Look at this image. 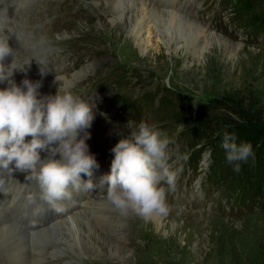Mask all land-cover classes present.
<instances>
[{"label":"rangeland","instance_id":"obj_1","mask_svg":"<svg viewBox=\"0 0 264 264\" xmlns=\"http://www.w3.org/2000/svg\"><path fill=\"white\" fill-rule=\"evenodd\" d=\"M3 1L0 22L6 21L2 17L5 10L17 3ZM237 1L177 0L187 18L226 41H213L194 53L185 47L176 52L167 50L151 31L143 50L137 44L139 36L135 38L131 31V14L113 16L107 11V0H30L18 8L19 25L29 31L27 36L33 37L34 32V40L43 39L44 47H37L41 54L45 50V57L40 54L43 59L38 62L48 64V74L36 75L27 69V79L43 86L38 90L40 96L55 95L53 89L72 90L86 103L100 104L99 118L119 120L121 127L108 134L103 144L89 150L113 153L119 139L130 137L144 122L170 140L168 162L173 170L179 169L174 191L161 182L170 212L159 217L160 224L129 211L122 215L123 226L115 234L110 251L106 245L96 251L90 243L66 244L62 255L72 257L73 264H264V182L256 187L249 173V195L244 203L234 201L228 181L234 166L226 161L222 148L225 132L231 134L250 125L264 129V34L256 33L259 18L261 21L264 16V0H257L250 11L239 10L236 15ZM251 13H255L257 22L250 24L245 17ZM4 35L0 33L1 38ZM19 48L14 50L21 53L15 57L17 63L25 59L24 48L23 52ZM77 71H81L80 77L73 78ZM19 72L15 71L13 77ZM54 75L65 76L67 86L55 81L51 84ZM166 89L190 99L192 108L185 99L177 101L174 96L166 104H159L161 91ZM119 99L124 100L122 105ZM99 118H95V124ZM201 123H206L205 131H194ZM251 159L263 170L264 147ZM2 173L15 182L24 180L22 191L29 187L25 193L35 191L37 182L26 179L27 173L0 169ZM36 207L41 209L26 198L20 208L32 213ZM9 214L12 217L14 212ZM24 223L26 220L20 227L28 228ZM40 240L44 239L28 242L30 249L42 250L44 242Z\"/></svg>","mask_w":264,"mask_h":264},{"label":"clouds","instance_id":"obj_2","mask_svg":"<svg viewBox=\"0 0 264 264\" xmlns=\"http://www.w3.org/2000/svg\"><path fill=\"white\" fill-rule=\"evenodd\" d=\"M10 54L8 44H0V60ZM17 70L26 71L15 58L7 68L0 65V83L7 82V87L0 89V169L27 173L26 179L39 186L40 200L58 210L57 202L71 199L73 191L94 187L91 179L81 178L82 173L91 177L93 168L98 167L86 143L92 106L68 90L58 89L53 96L41 97L39 82L25 78L16 84L12 77ZM28 136L31 140L26 142ZM236 140L234 133L225 132L222 148L226 161L239 172L240 162L252 155V145L237 144ZM169 143L164 133L140 122L138 130L120 138L112 149L111 171L101 184L107 183L106 197L122 215L131 211L149 220L169 214L161 182L174 191L179 171L168 162ZM45 149L50 158L41 161L40 150ZM29 201L34 202L33 197Z\"/></svg>","mask_w":264,"mask_h":264},{"label":"bare ground","instance_id":"obj_3","mask_svg":"<svg viewBox=\"0 0 264 264\" xmlns=\"http://www.w3.org/2000/svg\"><path fill=\"white\" fill-rule=\"evenodd\" d=\"M26 1L30 0H17V3L10 5V7L5 10L6 13L2 15L7 22H0V33L2 32V34H5L3 38H1L2 36L0 37V44L7 43L12 49V54L6 55L0 60V65L7 68V66L12 63L13 59L21 54L19 50L22 52L23 48L25 50V56L21 55L25 58L24 61H22L21 58V61L16 63L18 66H24L26 71H20L12 77L17 85H19L20 81L29 77L30 70L34 71L37 75L38 73L41 74V70L39 69L42 68L45 72L43 76H45L48 74L49 69L47 63L38 62V60H42L43 58L39 57L41 53L37 46L41 45L44 47L43 39H40L41 42L34 40L37 34L33 31H31L33 32L32 34H34L33 37L27 36L26 33H29V31H25L19 25L21 19L18 16L20 13L18 12V8L22 7ZM107 3L109 4L107 11L112 12L111 14L113 16L117 15V17L121 18L123 15L129 16V14H131V31L135 38L139 36L137 44L143 50L146 49L145 41L150 31L154 33L158 41L160 40L167 47V50L171 52H176L177 49L185 47L186 50L194 53L200 46L201 51L210 46L213 41H217L219 44L223 42L226 43V41L224 39L222 40L218 35H214L209 30L190 20L189 17L187 18V16L183 14L184 8H180V4L177 3V0H107ZM17 46L18 48L20 47L18 50L19 52L15 54L14 50L15 48L17 49ZM43 54H45V50H43L41 54L42 57H45ZM28 68H30V70H27ZM58 69L60 68L56 70ZM79 72L81 71L74 73L72 75L73 78H77ZM64 78L65 76L62 75H54L50 83L52 84L53 81H55V83H59L60 86L66 83L68 84ZM5 87H7V82L0 83V89ZM41 87L43 86L40 83V88ZM59 90L62 91V89ZM57 91L58 89H53L54 94H56ZM69 91L72 92V90ZM89 105L92 106L93 121L91 127L87 129L90 133V138L86 140V143L90 146L89 148L92 147L96 149L100 144H103L102 142H105L104 138L108 134L117 131L121 125L119 120L114 118L108 120L99 118L100 113L98 107L100 106L98 105L100 104L98 102H91ZM95 118H99L96 124L94 123ZM81 135H83V133H81ZM25 140L26 142L30 141L31 136L26 137ZM89 153L95 157L98 164V167L92 170L93 174L91 176V181L94 187L90 190L82 187L79 192L73 191L71 199L57 202L58 210L51 208L44 201L40 200V189L37 183H35V191L30 188V192L25 193L27 189L29 190V187L25 186L22 191L24 180L22 182H15L3 173L0 174V264H57L59 262L73 264L72 257L63 256L65 254L62 255L66 244L82 245L90 243L95 247L96 251L102 250L106 245L109 247L110 251V245L114 242L115 234H118V231H121L123 226V216L121 212L111 204L106 197L107 183L101 184L102 178L111 170V162L114 158V153L101 154L100 152H93L92 150H89ZM96 154H99V156L97 157ZM40 157L41 161H47L50 158V154L46 149L40 150ZM55 158L59 159V156L57 155ZM13 171L15 170L13 169ZM101 172L102 176L100 177ZM96 176H98V178ZM81 177L84 181L89 180V177L83 173ZM21 178L22 175L18 176V180ZM21 192H24L22 196L20 195ZM7 194L9 195L6 200H4V195ZM18 194L19 196L16 202H14L13 199L17 197ZM30 196L33 197L36 205H40L41 209L36 208L41 211V214H37L36 209L31 213V211L20 208L24 206L26 198L29 199ZM11 206H13L12 209ZM8 210L14 212L12 217ZM152 219L157 225L160 224L159 220L161 219L159 217H154ZM24 220H26L24 225L29 229L20 227L23 226L22 222ZM95 223L99 226L95 225ZM36 239H44L42 241L40 240L44 242L42 250L40 251L37 247L36 249L38 251L30 249L28 242H32L33 244V241ZM113 246L114 245H112V249ZM71 248L69 247V250L72 251ZM112 253L111 255L113 256ZM116 253L115 251V254ZM104 257L106 258V256Z\"/></svg>","mask_w":264,"mask_h":264},{"label":"trees","instance_id":"obj_4","mask_svg":"<svg viewBox=\"0 0 264 264\" xmlns=\"http://www.w3.org/2000/svg\"><path fill=\"white\" fill-rule=\"evenodd\" d=\"M257 0H238L237 2L234 3V10H235V14L238 15L240 13L239 10H242V12H244V10L250 11V9L252 7H255ZM250 15V14H249ZM245 17L246 21H249L250 24L254 23L252 21L257 22L256 18L257 16L255 15V13H251L250 16ZM252 16L255 18H252ZM259 25H257V31L256 33L259 34H264V16L263 19L260 21L259 18ZM256 26V25H255ZM162 94L160 95L159 99H158V103L160 104H166L167 100L171 99L172 96H174L177 101H181L184 99L186 100V102L190 105V107L192 108V103L190 102V99L186 98L184 95L176 92L173 93L169 90H162L161 91ZM155 95L153 94V97ZM120 105H122L124 103L123 99H119L117 101ZM127 107L129 106L128 103ZM203 106V105H202ZM198 109V107H197ZM198 113V110L196 111ZM176 114H178V112H176ZM200 116L202 115L201 111H199L198 113ZM180 116H185V113H179ZM186 119L182 118V122L186 123V121H184ZM181 121V120H180ZM206 123H201V125H198L194 131L196 132H203L205 131V125ZM234 134L237 137V144L241 143V142H247L250 143L252 145V155H255L256 153H258L259 149L264 147V129L260 126H254V125H250V126H244L239 128L238 130L234 131ZM251 155V156H252ZM251 156L248 157V159L246 161L240 162V171H233L231 173V177L229 178V182L232 184L231 190H232V197L234 199V201L237 200V202L240 203H244L246 200V197L249 195V191H247L252 185H250L248 183L249 179L252 180H256V187L264 182V169L260 170L261 168L258 167L257 163H254L255 161H253V159H251ZM214 159V158H213ZM194 163H197V161H194ZM215 164H218V161H215ZM220 164V163H219ZM259 170V171H258ZM249 173L251 174V177L249 179ZM243 181V184H240V181ZM248 184L250 185V187L248 188ZM251 189V188H250ZM258 192V188L256 189ZM256 198L258 197L257 194H255ZM260 197V196H259ZM262 199H263V204H264V193H262ZM262 204V205H263Z\"/></svg>","mask_w":264,"mask_h":264}]
</instances>
